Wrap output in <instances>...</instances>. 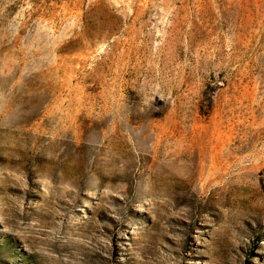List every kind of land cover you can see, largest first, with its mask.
Here are the masks:
<instances>
[{
  "label": "rangeland",
  "instance_id": "374dc122",
  "mask_svg": "<svg viewBox=\"0 0 264 264\" xmlns=\"http://www.w3.org/2000/svg\"><path fill=\"white\" fill-rule=\"evenodd\" d=\"M0 264H264V0H0Z\"/></svg>",
  "mask_w": 264,
  "mask_h": 264
},
{
  "label": "bare ground",
  "instance_id": "6f19581e",
  "mask_svg": "<svg viewBox=\"0 0 264 264\" xmlns=\"http://www.w3.org/2000/svg\"><path fill=\"white\" fill-rule=\"evenodd\" d=\"M66 163H67V165L69 166V167H68L69 171H68V172L66 171V172L64 173V177H65V178H67V177H71V174H72V173H76V171L79 170V168H80L79 166H76V165H74L73 163H69L68 161H66ZM184 170H185V169H184ZM78 180H79V179H78Z\"/></svg>",
  "mask_w": 264,
  "mask_h": 264
}]
</instances>
